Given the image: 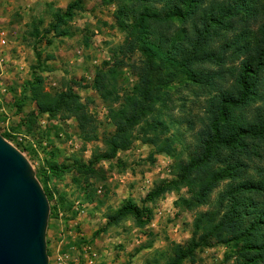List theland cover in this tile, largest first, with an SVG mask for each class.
<instances>
[{"label": "rangeland", "instance_id": "rangeland-1", "mask_svg": "<svg viewBox=\"0 0 264 264\" xmlns=\"http://www.w3.org/2000/svg\"><path fill=\"white\" fill-rule=\"evenodd\" d=\"M136 1L0 0V134L28 158L49 200V264H264L263 240L249 260L242 240L223 241L215 231L228 212L264 209V139L222 150L218 161L180 179L203 153L220 99L239 94L244 56L226 46L239 29L216 36L209 49L217 59L193 63L192 76L165 64L156 99L146 103L147 57L123 49L127 33L117 13L125 9L135 22L132 9L152 4ZM70 5L64 31L48 32ZM260 21L248 23L251 35ZM192 23L175 26L190 37ZM101 74L103 91L95 87ZM36 77L45 91L66 94L69 105L41 112L32 95ZM236 115L261 121L264 100ZM251 181L255 187H240ZM129 202L139 216H117Z\"/></svg>", "mask_w": 264, "mask_h": 264}, {"label": "trees", "instance_id": "trees-1", "mask_svg": "<svg viewBox=\"0 0 264 264\" xmlns=\"http://www.w3.org/2000/svg\"><path fill=\"white\" fill-rule=\"evenodd\" d=\"M142 0H137L136 3ZM148 2L149 0H144ZM150 6L133 8L135 22L125 18V9H120L118 21L126 34L123 49L132 52L135 48L143 50L147 57V65L142 68V82L145 91L146 103L156 99V90L162 82V70L165 64L183 68L190 76L193 72L190 66L196 62L216 60L213 50H210L213 39L224 31L239 29V32L226 41V46L234 48L239 55H243V71L237 80L239 94L236 98L224 94L218 102V113L211 121V135L204 144L203 153L192 159L182 169L181 180L188 178L192 169L202 167L220 159L222 150H231L244 146L247 140L264 139V118L253 124L238 119L236 113L246 104L264 100V0H151ZM150 1V2H151ZM202 10L201 12H199ZM74 6L70 5L66 12H59L55 21L50 24L49 30L63 32L62 24L73 15ZM202 19L197 23L196 19ZM200 19V20H201ZM254 19H261L258 30L251 35L248 23ZM192 20L194 36H188L184 27L177 28L176 21L186 25ZM244 27V29L242 28ZM192 31H190L191 33ZM101 74L95 87L103 91L107 85ZM33 99L43 113H58L70 103L66 94H52L45 91L42 80L35 78L32 88ZM146 108V106H144ZM133 117L131 121H135ZM129 118H126V123ZM235 172L237 168L231 167ZM255 182L240 185L241 188L251 189ZM210 185L206 189H209ZM164 192L161 187L148 194V197H157ZM254 205V204H249ZM250 206L246 212H228L215 227L223 241L242 240L244 251L249 254V260L257 249L255 241L263 240L262 256H264V209L257 205ZM248 208V205H245ZM141 210L133 203H127L117 211V216L132 214L138 217ZM116 216V217H117ZM249 221V225L244 223Z\"/></svg>", "mask_w": 264, "mask_h": 264}, {"label": "water", "instance_id": "water-1", "mask_svg": "<svg viewBox=\"0 0 264 264\" xmlns=\"http://www.w3.org/2000/svg\"><path fill=\"white\" fill-rule=\"evenodd\" d=\"M48 216L31 163L0 134V264H49Z\"/></svg>", "mask_w": 264, "mask_h": 264}]
</instances>
